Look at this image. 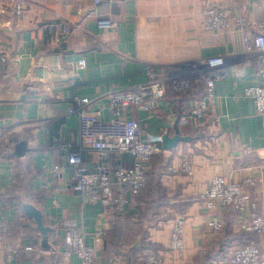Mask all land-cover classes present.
<instances>
[{
	"label": "crops",
	"instance_id": "0c3cea01",
	"mask_svg": "<svg viewBox=\"0 0 264 264\" xmlns=\"http://www.w3.org/2000/svg\"><path fill=\"white\" fill-rule=\"evenodd\" d=\"M17 1L25 9L20 16L13 0H0V56L6 58L0 62V264H81L76 256L52 251L64 250L61 223L70 219L83 226L87 244L96 248L97 264H144L146 251H167L178 216L186 221L185 251L168 254L165 264H219L251 242L260 247L264 261L261 237L241 228L247 217L221 211L224 229L214 236L207 226L210 213L198 200L215 175L264 182V116L243 95L247 86L260 82L255 61L244 63L241 33L208 31L203 16L207 5L221 6L232 16H243L254 34L264 33V0ZM64 18L71 21L66 34L60 29ZM99 19H111L116 26L101 29ZM212 57H224L235 71L217 81L216 102L206 118L178 124V116L202 89L179 98L169 95L154 114L125 111L124 117L138 120L154 135L179 134L186 140L151 161V181L123 221L102 203H83L69 170L51 184V167L76 150L78 118L67 115L73 95L89 98L88 110L108 121L109 92L146 83L149 65L186 71ZM81 59L84 69L78 67ZM16 138L27 142L24 156L15 153ZM184 156L193 159L192 177L179 172ZM85 162L94 171L100 164L92 153ZM110 162L114 168L129 167L133 157L113 156ZM247 189L259 198L264 216V188ZM25 204L41 211L44 225L51 228L49 251L43 250V237ZM115 245L127 250L115 252ZM15 249L19 252L12 255Z\"/></svg>",
	"mask_w": 264,
	"mask_h": 264
},
{
	"label": "built area",
	"instance_id": "2783aa9c",
	"mask_svg": "<svg viewBox=\"0 0 264 264\" xmlns=\"http://www.w3.org/2000/svg\"><path fill=\"white\" fill-rule=\"evenodd\" d=\"M99 3L102 0H93ZM15 14L20 16L25 12L22 2L13 0ZM204 27L208 31L226 30L237 31L243 36V61H255L260 82L247 86L243 95L254 101L256 113L264 116V33L254 34L250 23L243 16H232L224 8L207 5L203 11ZM71 21L64 18L60 25L63 34L69 33ZM99 28L112 29L116 23L111 19H99ZM6 58L0 56V62ZM79 69L86 67V61H78ZM146 83L133 89H114L108 94V108L111 118L106 121L97 112L88 110L91 100L86 97L73 95L67 115L78 118V137L76 150L71 152L62 163L54 164L49 170L51 184L62 178L63 172L69 170L73 189L79 193L83 203H102L111 210L112 215L123 221L134 203L144 194L150 181V163L164 152L161 136L150 133L136 119L124 117L130 108L154 114L169 95L179 98L182 94L193 90L194 83L204 87V95L194 99L182 115L178 116L181 126L194 123L206 118L216 102V83L227 78L235 71L229 67L224 57H212L201 61L198 65L186 71L175 69L167 72L149 65ZM75 85V81H72ZM4 132L0 128V139ZM16 145L21 142L13 139ZM87 153L96 155L99 159L97 171L90 169L86 162ZM129 154L133 164L129 167L122 164L114 168L110 160L113 156L121 157ZM179 172L192 177L194 162L189 156L182 157ZM264 188V182L259 183ZM260 186L252 178L243 181L229 180L222 175L211 178L208 187L199 194L198 200L210 213L207 223L210 233L218 236L224 229L220 217L221 211L236 214L239 218L247 217L248 221L241 224L245 232L255 233L264 243V216L258 211L259 198H254L247 186ZM185 219L175 218L167 251H146L142 257L144 264H165L166 257L182 255L185 251ZM64 230V250L53 249L55 254H63L65 258L76 256L81 264H97L95 247L86 242L87 234L83 226L74 219L61 223ZM102 236V232L98 233ZM4 237L1 236L0 239ZM26 250H38V247L27 246ZM19 249L11 250L17 255ZM219 264H264L260 247L251 242L243 247H237L220 261Z\"/></svg>",
	"mask_w": 264,
	"mask_h": 264
},
{
	"label": "water",
	"instance_id": "95a60500",
	"mask_svg": "<svg viewBox=\"0 0 264 264\" xmlns=\"http://www.w3.org/2000/svg\"><path fill=\"white\" fill-rule=\"evenodd\" d=\"M183 140H186V138L180 136L179 134H176L172 137H170L169 135L161 136V143L165 150H171L175 148L178 145V143ZM27 150H28L27 142L21 141L18 144H16L15 153L17 156L19 157L24 156ZM24 211L29 218H32L36 221L38 229L40 230L41 235L43 237L41 246L44 251H49L50 245H49L48 235L52 230L50 227L44 225L42 212L29 204L24 205Z\"/></svg>",
	"mask_w": 264,
	"mask_h": 264
},
{
	"label": "trees",
	"instance_id": "16d2710c",
	"mask_svg": "<svg viewBox=\"0 0 264 264\" xmlns=\"http://www.w3.org/2000/svg\"><path fill=\"white\" fill-rule=\"evenodd\" d=\"M193 90H191L189 93H186V94H182L181 96H184V95H189L190 93H193L196 89H202V94H201V96H199V97H202L203 95H204V87L202 86V85H200V84H197V83H194V85H193V88H192ZM198 97V98H199ZM195 99H197V98H195ZM150 181H151V177H152V173H151V171H150ZM150 181H149V183H150ZM148 183V184H149ZM115 252H122V251H126L127 249H124L123 247H121L120 245H118V246H116L115 245ZM146 248L147 249H149V246H146ZM146 250V249H145ZM128 255H129V253H128Z\"/></svg>",
	"mask_w": 264,
	"mask_h": 264
},
{
	"label": "rangeland",
	"instance_id": "374dc122",
	"mask_svg": "<svg viewBox=\"0 0 264 264\" xmlns=\"http://www.w3.org/2000/svg\"><path fill=\"white\" fill-rule=\"evenodd\" d=\"M149 251H155V250H149ZM158 251H164V250L163 249H161V250L159 249Z\"/></svg>",
	"mask_w": 264,
	"mask_h": 264
}]
</instances>
